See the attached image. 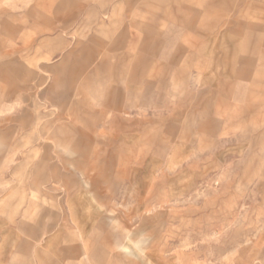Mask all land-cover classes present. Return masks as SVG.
Returning <instances> with one entry per match:
<instances>
[{
	"label": "rangeland",
	"instance_id": "374dc122",
	"mask_svg": "<svg viewBox=\"0 0 264 264\" xmlns=\"http://www.w3.org/2000/svg\"><path fill=\"white\" fill-rule=\"evenodd\" d=\"M59 1L0 0V264H264V0Z\"/></svg>",
	"mask_w": 264,
	"mask_h": 264
},
{
	"label": "crops",
	"instance_id": "0c3cea01",
	"mask_svg": "<svg viewBox=\"0 0 264 264\" xmlns=\"http://www.w3.org/2000/svg\"><path fill=\"white\" fill-rule=\"evenodd\" d=\"M70 1L71 0H60L59 2H61L62 4H65V3H70ZM159 1H163V0H159ZM164 1H167V2H169V3H172V2H175V0H164ZM209 2H211V3H214V4H220V3H224L225 2V0H208ZM263 6H264V4H263ZM60 7H62V5L60 4ZM73 16L72 15H68V16H66L65 18H64V22H65V24L69 21V20H71V18H72ZM153 21H156V20H153ZM258 26L256 25V24H253V26H252V29L253 30H256V29H258L257 28ZM242 73V72H241Z\"/></svg>",
	"mask_w": 264,
	"mask_h": 264
}]
</instances>
